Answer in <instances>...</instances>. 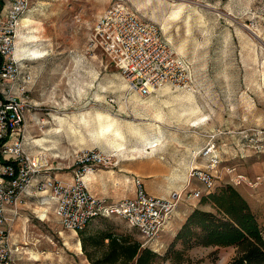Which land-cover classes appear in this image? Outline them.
Masks as SVG:
<instances>
[{"label":"rangeland","instance_id":"1","mask_svg":"<svg viewBox=\"0 0 264 264\" xmlns=\"http://www.w3.org/2000/svg\"><path fill=\"white\" fill-rule=\"evenodd\" d=\"M117 2L160 26L185 67L182 84L168 85L170 95L191 91L199 115L206 117L204 122L191 125L178 117L172 108L179 105L176 101L165 105L164 100L171 96L164 95L163 88L144 97L126 90L119 70L99 48L90 45L96 20ZM175 8L180 12L172 18ZM15 33L12 57L16 67L0 77V91L17 95L22 87L25 91L28 109L22 132L30 152L47 149L44 153L51 164L59 165L62 171L74 168L76 154L85 147L111 149L110 134L94 138L81 125L86 135L79 139L69 131V122L79 125L81 115L87 118L88 128L94 126L97 115L103 120L109 116L124 132L125 146H138V139L127 130V122L150 130L154 116L147 102L159 105V121L163 124L156 123L154 127L162 142L171 144L172 150H166L168 157L181 160L190 153L193 167L204 169L208 162L200 151L208 140L214 142L219 161L211 169V191L227 184L235 187L255 213L264 236V0H31ZM30 34L36 41L29 44L38 47L42 57L32 58L18 50ZM132 92L139 98L136 102ZM101 153L113 157L116 152ZM127 153L123 156L142 158L135 165L139 171L157 168L153 160L163 154ZM118 162L112 159L107 166ZM173 166L190 177L178 193V204L187 201L191 208L210 209L208 204L200 203L207 190L205 185L190 176L187 167ZM194 189L200 190V196H188ZM53 207L47 192L40 191L31 198L22 196L16 215L8 210L7 217L15 216L9 227L10 242L16 248L12 264H90L81 253L78 235L63 228ZM181 218L172 212L157 239L164 235L169 238L176 227L175 220ZM99 229L141 239L137 230L120 217H95L84 230ZM157 239L151 246L164 253V243L161 245ZM234 253L232 246L196 245L186 250L190 264H228Z\"/></svg>","mask_w":264,"mask_h":264},{"label":"built area","instance_id":"2","mask_svg":"<svg viewBox=\"0 0 264 264\" xmlns=\"http://www.w3.org/2000/svg\"><path fill=\"white\" fill-rule=\"evenodd\" d=\"M30 4L31 0H0L1 78L16 67L12 57L16 27ZM90 45L99 48L119 70L126 81V90L135 91L139 96L155 93L166 85L182 84L184 61L164 38L160 26L121 2L110 5L98 17ZM21 90L19 95L0 91V264H12L16 250L10 242L12 218L6 213L10 210L16 215L21 197L29 195L31 188L47 192L54 205L53 213L65 229L77 233L94 217H120L137 230L142 245L151 246L166 227L177 199L149 194L142 178L136 175L132 178L134 192L130 196L110 198L90 193L84 174L111 163L109 155L94 149L76 154L71 180L49 174L52 169L49 158L26 148L22 127L28 101L23 87ZM109 101L113 103L114 98L110 97ZM214 151V142L208 140L200 151L207 159V169L190 170V176L197 177L207 191L214 183L211 169L219 161ZM200 194V190L194 189L188 196Z\"/></svg>","mask_w":264,"mask_h":264},{"label":"trees","instance_id":"3","mask_svg":"<svg viewBox=\"0 0 264 264\" xmlns=\"http://www.w3.org/2000/svg\"><path fill=\"white\" fill-rule=\"evenodd\" d=\"M204 194L200 203L210 209L192 208L171 241L163 245L164 253L129 234L110 229L86 232L95 217L77 230L81 252L90 264H190L186 250L193 246H232L235 253L228 264H264V236L247 200L229 184Z\"/></svg>","mask_w":264,"mask_h":264},{"label":"crops","instance_id":"4","mask_svg":"<svg viewBox=\"0 0 264 264\" xmlns=\"http://www.w3.org/2000/svg\"><path fill=\"white\" fill-rule=\"evenodd\" d=\"M158 124H163L160 121H157ZM159 145V147H158ZM171 144H166L164 142L155 145L154 148L150 149L148 152L149 156L151 154H157L159 152H162L163 154L153 160L154 163L158 165L157 168H151L144 171L136 170V163H139L142 158H133L128 156H118L117 154L112 155L111 160H119L118 163H114L107 167H96L93 168L91 171H88L84 174L83 180L87 187V189L90 191V193L103 196V197H110V198H120L124 196H130L134 192V186L132 183V178L134 175L139 176L142 178L144 183L145 190L154 196L162 197V198H176L177 204L175 209L173 210L174 214H177V216H183L180 220H175V229L171 231L170 239L168 238L169 235H164L163 238L161 236V239H157L158 242L162 245V243L167 244L171 241L177 230L179 229L180 225L184 221L186 215L190 212L192 209L189 207L187 201L186 203H179L180 197H176L178 193H181L183 189L186 187V185L189 182V174L185 176L183 171H179L178 167H174L175 165L179 164L182 166L187 167L189 170L194 166L193 165V159L190 156V153L188 155H184L181 160L178 158H169L166 154L167 149H171ZM157 147V148H156ZM94 149L95 151L100 150L101 152L110 151L112 149L110 148H101L97 145H92L91 147H85L84 150H91ZM153 152V153H152ZM127 155V151H126ZM175 156V155H174ZM177 157V156H176ZM129 158V159H128ZM181 161V162H180ZM59 163V162H58ZM174 164V168H172V165ZM52 170L48 171L49 174H53L56 178L62 179V180H71L73 177V170L71 167L70 170H62L60 171L61 167L59 165H54L53 162L51 164ZM175 174L177 176L173 177ZM41 176H37L39 179ZM130 182V183H129ZM169 183V184H168ZM40 191L35 190V188H31L30 194L25 195L29 196H35ZM9 214V213H8ZM9 218H12V221H14L15 216H10ZM167 234V233H165ZM75 235L77 236V233L75 232ZM167 239L169 241H167ZM78 240V245L80 248V241ZM166 241V242H165ZM42 250L41 252H43ZM82 253V252H81ZM83 254V253H82ZM84 255V254H83ZM85 257V256H84ZM35 260H39L38 258H35Z\"/></svg>","mask_w":264,"mask_h":264},{"label":"bare ground","instance_id":"5","mask_svg":"<svg viewBox=\"0 0 264 264\" xmlns=\"http://www.w3.org/2000/svg\"><path fill=\"white\" fill-rule=\"evenodd\" d=\"M179 12H180V8L173 9V11L171 13L172 18L175 16H178ZM167 14H169V13H167ZM33 36H34L33 34H30L29 36H27L24 40V44L22 46H20L18 48V50L21 51L22 53H27L28 56L30 55V56H32V58L42 57L43 52L38 47H36L35 45L29 44L35 40ZM125 85H126V83H122V86H125ZM170 88L171 87L166 85L161 90L162 93H164V95L169 94V96H171V97H168V99H165L164 103L166 105V103L171 102V105H172V102L176 101L177 105H179L178 106L179 108H176L173 105L174 107L172 108V111L174 113H176V115L178 117H180L181 119L184 118L185 120H188V122H190L191 125H198L199 123H202V122H204V120H206V117L204 115H199V113H198L199 107H198L197 102L195 100V97L191 91L186 92L185 90H183V91H185L184 93L181 92L178 94H171L170 95V90H171ZM131 94H132V99L135 100V102H136V100L139 99L137 97L136 93L132 92ZM164 98H166V97H164ZM147 104H148V106L151 107V112H152V115L154 116V119L152 120L153 126L150 125L151 126L150 130H149L148 126H147L148 127L147 128L148 131H147V130H144L143 128H141L143 126L140 127L138 124H135L136 122H127V123H129L127 130H128V132H130V134L134 135L136 139H138V141L140 143V144H138V146L130 145L131 146L130 148H127L125 146L127 142L125 139L124 132L122 131L120 126L117 124V122L114 119L110 118L109 116H105V119L103 120L102 116L97 115V118L94 122L95 123L94 126H90L88 128L87 127V122H88L87 118L85 116L81 115V117L79 118V125H75V124H72L69 122L68 129L70 132L75 134L79 139L85 138V135H86L85 132L81 130V128H80L81 125H83L85 127V131L87 132V134L94 137V138H98V137L103 136L105 134H110L111 135V149L113 151H115L116 153H118L119 155L125 154V151H127V152L131 151V153H129L130 155H133L136 152L147 153V151L154 148L155 145L160 144L162 142L161 135L156 133V128L154 127L156 122L159 121V119H161V117H162V108H161V106L150 103V102L149 103L147 102ZM170 111H171V109H170ZM126 127H125V129H126ZM132 144H134V142ZM136 145H137V143H136ZM158 147H159V145H158ZM46 150L47 149H45V151H43L42 154L45 155L44 152H46ZM175 176H177V174H175L173 177H175Z\"/></svg>","mask_w":264,"mask_h":264}]
</instances>
